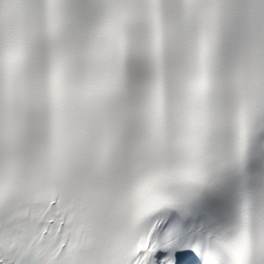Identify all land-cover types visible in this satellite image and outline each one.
Returning a JSON list of instances; mask_svg holds the SVG:
<instances>
[{"label": "snow or ice", "instance_id": "1", "mask_svg": "<svg viewBox=\"0 0 264 264\" xmlns=\"http://www.w3.org/2000/svg\"><path fill=\"white\" fill-rule=\"evenodd\" d=\"M240 237L264 264V0H0V264Z\"/></svg>", "mask_w": 264, "mask_h": 264}, {"label": "clouds", "instance_id": "2", "mask_svg": "<svg viewBox=\"0 0 264 264\" xmlns=\"http://www.w3.org/2000/svg\"><path fill=\"white\" fill-rule=\"evenodd\" d=\"M245 243V239L240 237L236 241L237 247L229 250L228 255L232 259L233 264H245L246 257L243 255Z\"/></svg>", "mask_w": 264, "mask_h": 264}]
</instances>
